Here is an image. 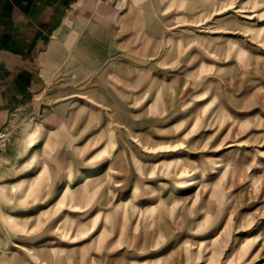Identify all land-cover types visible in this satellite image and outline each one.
Returning <instances> with one entry per match:
<instances>
[{
    "label": "rangeland",
    "instance_id": "1",
    "mask_svg": "<svg viewBox=\"0 0 264 264\" xmlns=\"http://www.w3.org/2000/svg\"><path fill=\"white\" fill-rule=\"evenodd\" d=\"M116 1L0 131V264H264V0Z\"/></svg>",
    "mask_w": 264,
    "mask_h": 264
},
{
    "label": "crops",
    "instance_id": "2",
    "mask_svg": "<svg viewBox=\"0 0 264 264\" xmlns=\"http://www.w3.org/2000/svg\"><path fill=\"white\" fill-rule=\"evenodd\" d=\"M114 4L117 1L0 0V131L13 121L15 110L45 89L74 29L107 14Z\"/></svg>",
    "mask_w": 264,
    "mask_h": 264
},
{
    "label": "bare ground",
    "instance_id": "3",
    "mask_svg": "<svg viewBox=\"0 0 264 264\" xmlns=\"http://www.w3.org/2000/svg\"><path fill=\"white\" fill-rule=\"evenodd\" d=\"M200 182H201V178L197 174L188 173L184 177L179 179V181H177L175 185V192L179 194H184L187 191H189L191 187L200 184ZM10 222L14 223L15 221H10Z\"/></svg>",
    "mask_w": 264,
    "mask_h": 264
},
{
    "label": "built area",
    "instance_id": "4",
    "mask_svg": "<svg viewBox=\"0 0 264 264\" xmlns=\"http://www.w3.org/2000/svg\"><path fill=\"white\" fill-rule=\"evenodd\" d=\"M99 4H102V5H109V4H112L114 2V0H97ZM9 127H12L13 126V121H10L9 124H8Z\"/></svg>",
    "mask_w": 264,
    "mask_h": 264
}]
</instances>
